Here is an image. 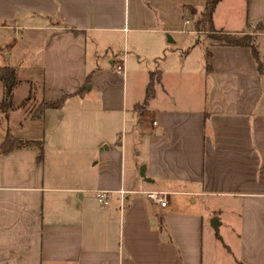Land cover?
<instances>
[{"label": "crops", "instance_id": "obj_1", "mask_svg": "<svg viewBox=\"0 0 264 264\" xmlns=\"http://www.w3.org/2000/svg\"><path fill=\"white\" fill-rule=\"evenodd\" d=\"M203 4L0 0V264H264V0Z\"/></svg>", "mask_w": 264, "mask_h": 264}, {"label": "trees", "instance_id": "obj_2", "mask_svg": "<svg viewBox=\"0 0 264 264\" xmlns=\"http://www.w3.org/2000/svg\"><path fill=\"white\" fill-rule=\"evenodd\" d=\"M218 0H204L203 7L199 12L198 16L193 22V27L198 31H212L211 27V13L214 5ZM184 10L187 11L188 15H194L195 9L189 6H182ZM245 36L239 35H220L218 44L231 45V46H248L249 43L245 41ZM253 51V50H252ZM254 53V51H253ZM153 73H150L147 90L151 88V85L154 82ZM0 82L3 85V98L0 101V106L3 109L9 105L11 99L12 89L18 83V80L15 78V71L13 67L3 66L0 67ZM50 105V104H45ZM26 146H37L40 148L39 142L19 140L8 132L5 133L3 140L0 142V152L4 153L13 148L17 147H26Z\"/></svg>", "mask_w": 264, "mask_h": 264}, {"label": "built area", "instance_id": "obj_3", "mask_svg": "<svg viewBox=\"0 0 264 264\" xmlns=\"http://www.w3.org/2000/svg\"><path fill=\"white\" fill-rule=\"evenodd\" d=\"M114 71L118 74H123V67L121 64H117L114 67ZM154 123V122H152ZM95 199L100 206H106L108 204L109 191L95 190L93 192ZM145 195L155 204L160 207H164L167 202V192L164 191H146Z\"/></svg>", "mask_w": 264, "mask_h": 264}, {"label": "rangeland", "instance_id": "obj_4", "mask_svg": "<svg viewBox=\"0 0 264 264\" xmlns=\"http://www.w3.org/2000/svg\"><path fill=\"white\" fill-rule=\"evenodd\" d=\"M203 32L208 33L209 36H213V37H216V38H219V37H220L219 34H211V31H203ZM244 36L246 37V38H245V41H246L247 43H250V42L252 41V37H251V36H249V35H244ZM262 55H263V52H262ZM263 57H264V55H263ZM128 88H129V87H128ZM2 98H3V96H2ZM29 99H30V98L27 97V98L25 99V101L22 102V104H21V106L24 107L25 110L32 108V106H31L32 101L29 100ZM11 100H12V101H11ZM19 105H20V104H19ZM19 105L17 104V101H16V100L13 101V98H12V99H10V103H9V105L6 106L4 109H7V107H10V108L21 107V106H19ZM2 109H3V107L0 106V112L2 111ZM1 118H2V117H0V121H1ZM0 123H1V122H0ZM3 128H4V126H3L2 124H0V133H1V134H2L1 130H2ZM44 130H45V131H48V130H49V125H48V124H45V128H44ZM5 133H6V132H5ZM1 134H0V135H1ZM4 136H5V134H4ZM1 139H2V138H0V141H1Z\"/></svg>", "mask_w": 264, "mask_h": 264}, {"label": "water", "instance_id": "obj_5", "mask_svg": "<svg viewBox=\"0 0 264 264\" xmlns=\"http://www.w3.org/2000/svg\"><path fill=\"white\" fill-rule=\"evenodd\" d=\"M212 221H215L214 219Z\"/></svg>", "mask_w": 264, "mask_h": 264}]
</instances>
